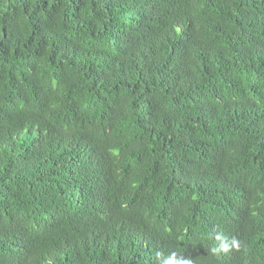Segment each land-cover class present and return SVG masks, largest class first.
<instances>
[{"label":"trees","instance_id":"obj_1","mask_svg":"<svg viewBox=\"0 0 264 264\" xmlns=\"http://www.w3.org/2000/svg\"><path fill=\"white\" fill-rule=\"evenodd\" d=\"M261 237L264 0H0V264Z\"/></svg>","mask_w":264,"mask_h":264},{"label":"clouds","instance_id":"obj_2","mask_svg":"<svg viewBox=\"0 0 264 264\" xmlns=\"http://www.w3.org/2000/svg\"><path fill=\"white\" fill-rule=\"evenodd\" d=\"M222 234H217L216 239L221 240ZM233 247L220 243L218 246L212 247L210 255L212 263L203 264H264V237L258 238L249 243L241 242L238 244L236 240L232 241ZM159 260L162 253L157 252ZM192 261L196 260L191 258ZM190 259H185L182 256L177 257L176 253L163 259L162 264H192Z\"/></svg>","mask_w":264,"mask_h":264}]
</instances>
